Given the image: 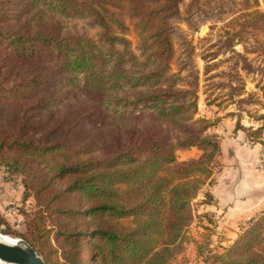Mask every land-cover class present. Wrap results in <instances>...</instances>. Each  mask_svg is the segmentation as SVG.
Returning a JSON list of instances; mask_svg holds the SVG:
<instances>
[{
    "label": "trees",
    "instance_id": "trees-1",
    "mask_svg": "<svg viewBox=\"0 0 264 264\" xmlns=\"http://www.w3.org/2000/svg\"><path fill=\"white\" fill-rule=\"evenodd\" d=\"M261 2L0 0V165L36 199L31 238L17 236L47 264H184L219 145L207 135L216 123L198 117L201 72L181 26L227 22L202 57L204 93L235 105L237 129L264 145L263 127L241 125L249 105L264 107L245 78L259 70L249 56L264 60ZM258 84L264 99V75ZM194 147L199 158L178 159ZM206 241L195 242L202 264H264V218L222 253Z\"/></svg>",
    "mask_w": 264,
    "mask_h": 264
},
{
    "label": "rangeland",
    "instance_id": "rangeland-1",
    "mask_svg": "<svg viewBox=\"0 0 264 264\" xmlns=\"http://www.w3.org/2000/svg\"><path fill=\"white\" fill-rule=\"evenodd\" d=\"M259 9L261 11H264V2H261ZM231 19L232 18H230V20ZM226 23L227 22L208 23L206 25L201 26L197 32L189 31L186 25L181 26L182 29L187 33L189 39L193 40L194 46L196 47V63L201 72L199 106L201 108V113L204 112V116L208 115V113H205V111L210 112L209 110L203 107L204 102L207 106L211 105L212 107L218 108L219 112L222 113L229 112L231 110H235L234 112H232L234 114L239 113V110L235 105L226 106L227 104H223L219 106L217 104H209V100H207L206 96L207 94L204 93L207 82L205 81L204 76L205 63L202 57L205 55L209 56L217 52L219 48V42L221 41L224 32L227 29ZM72 24H77V27H83L82 22H73ZM128 37L134 45L137 44V39L133 32L130 33ZM240 49L241 47L237 48V50ZM228 57H230L228 53L220 54L215 61L210 63L213 66L216 65L212 69V74L227 71L229 65L226 63V60L228 59ZM249 59L252 61V64L256 66L259 70L257 71L258 73H256L255 75L250 76L248 78L245 77L246 91L249 94L256 95L262 102H264L263 94L259 88L260 85L258 84L260 83L261 76L264 75V60H262V58L260 57H257L256 55L249 56ZM214 71H216V73ZM216 81H219V79H217ZM210 92L212 94L211 99H217L219 98V96L221 97L220 99H218V102H223L224 95L227 94V91L215 90V92ZM224 103L228 102L224 101ZM247 110L248 111L241 113L242 119H253L254 121H257V123L264 124V120L259 119L260 116L264 115V107L262 105H260L259 103H255L253 105H249L247 107ZM232 113H226L225 117L229 116V114L231 115ZM219 121L220 119L218 117L213 120V122L215 123H219ZM262 126L264 128V125ZM263 134L264 130L261 136L262 140L264 138ZM262 163L264 165V157L262 159ZM207 184L205 185L199 196L193 202V213L195 215V218L193 224L187 231V241L185 242L184 246L185 250L183 252V255L179 259V262H183L184 264H202V260H200L198 257L195 242L204 243L208 238V247L214 250V252L222 253L224 249H227L234 245L240 235H242L246 230H248L251 224H253V222L264 218V213L256 214L254 217L251 218L248 223H245L240 228V230L237 232L236 238H231L227 235H224V231L220 228V226H222L223 220L219 221V219H217L222 218L223 213L219 214L215 219L212 216H208L206 214L203 216L202 214H198V209H200V205L203 203V201L205 200V203L208 204V202H206V199H203L202 201L198 199L202 195V193L206 192L204 190H206ZM37 210L38 207L36 199L33 194H27L25 184L23 182V177L20 174L13 172L5 165H0V234L22 240L24 239L17 236V234H22L31 238V234L28 230V227L29 223L35 219ZM210 220H212V223H209Z\"/></svg>",
    "mask_w": 264,
    "mask_h": 264
},
{
    "label": "crops",
    "instance_id": "crops-1",
    "mask_svg": "<svg viewBox=\"0 0 264 264\" xmlns=\"http://www.w3.org/2000/svg\"><path fill=\"white\" fill-rule=\"evenodd\" d=\"M209 106L203 103V107L210 111H205L208 113L206 116L203 115L204 112L201 113L199 106L198 117L220 119L219 123L207 131V135H213L211 137L217 140L219 152L211 179L204 190L206 192L198 198L202 201L208 194L211 203L206 204L204 200L198 214H206L215 219L223 213L222 218H217L219 221L223 220L220 226L223 234L236 238L237 232L245 223L256 214L264 213V145L252 141L246 130L237 129V117L230 114L225 117L226 113L235 110L222 113L218 108ZM241 125L245 129L257 130L264 124L243 118ZM177 155L179 160L188 161L199 158L201 151L194 147L181 150Z\"/></svg>",
    "mask_w": 264,
    "mask_h": 264
},
{
    "label": "water",
    "instance_id": "water-1",
    "mask_svg": "<svg viewBox=\"0 0 264 264\" xmlns=\"http://www.w3.org/2000/svg\"><path fill=\"white\" fill-rule=\"evenodd\" d=\"M11 244L0 241V262L4 264H47L41 254L22 239Z\"/></svg>",
    "mask_w": 264,
    "mask_h": 264
},
{
    "label": "bare ground",
    "instance_id": "bare-ground-1",
    "mask_svg": "<svg viewBox=\"0 0 264 264\" xmlns=\"http://www.w3.org/2000/svg\"><path fill=\"white\" fill-rule=\"evenodd\" d=\"M14 239H17V238H13V237H10V236H6V235H1L0 234V241H5V242L11 243V244H15L18 241L14 240ZM0 264H4V263L0 262Z\"/></svg>",
    "mask_w": 264,
    "mask_h": 264
}]
</instances>
